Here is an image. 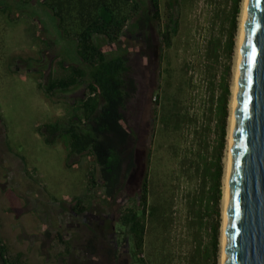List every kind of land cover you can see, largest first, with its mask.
I'll return each instance as SVG.
<instances>
[{
	"label": "trees",
	"instance_id": "16d2710c",
	"mask_svg": "<svg viewBox=\"0 0 264 264\" xmlns=\"http://www.w3.org/2000/svg\"><path fill=\"white\" fill-rule=\"evenodd\" d=\"M203 2L207 16L192 37L186 34L180 63H173L162 50L172 46L179 12L181 27L186 11L198 0H165L164 16L160 0H150V8L145 0L39 2L55 17L64 37L74 42L78 58L77 64L66 66L59 61L64 74L49 75L39 88L49 99L81 86L84 92L71 104L68 117L38 131L49 136L50 143L63 136L70 153L85 159L87 192L74 198L75 215L92 208L97 188L107 202L120 192L124 179L137 175L129 204L119 217L129 264H217L231 70L242 0ZM153 21L162 48L152 94L150 139L138 165V139L123 115L136 92L128 56L120 51L109 57L95 37L115 46L133 22L146 49L156 53V44L150 41ZM97 238L92 231L83 264H120L116 247L106 243L98 250ZM68 248L67 243L65 255H70ZM8 251L0 240L1 264H22L21 252L9 255Z\"/></svg>",
	"mask_w": 264,
	"mask_h": 264
},
{
	"label": "rangeland",
	"instance_id": "374dc122",
	"mask_svg": "<svg viewBox=\"0 0 264 264\" xmlns=\"http://www.w3.org/2000/svg\"><path fill=\"white\" fill-rule=\"evenodd\" d=\"M160 1V12L164 16L165 0ZM203 1L198 0L195 7L186 11L181 27L179 12V27L172 46L162 50L173 63L182 60L180 45L188 37L186 34L192 37L196 25L207 16L208 8ZM39 2L41 0H31L30 4L23 0H0V240L7 245L9 255L22 253V264H83L89 256L85 245L95 231L98 250L110 243L120 252V264H129L125 229L120 227L119 217L129 204L128 197L137 175L124 179L120 192L107 202L102 201V189L97 188L92 208L75 215L71 210L74 198L83 197L87 192L85 159L70 153L63 136L57 135L56 141L50 143L46 141L49 136L38 131L39 127L68 117L71 104L84 92L81 86L57 92L49 99L39 88L38 83L45 82L49 75L64 74L59 61H63V65L78 63L74 42L64 37L55 17ZM145 3L150 8V0ZM243 3L244 0L238 15L232 60L231 97ZM165 22L164 17L162 27ZM132 23L126 26L121 41L115 46L104 42L100 36H96L95 41L109 57L120 51L128 56L136 92L126 103L123 115L127 127L138 139L137 159L138 165H142L150 139L152 94L158 84V51L162 47L155 21L150 41L156 44V53L146 49L142 35ZM229 108L231 113L230 103ZM229 124L228 118L224 175ZM140 172L139 167L137 173ZM222 214L223 196L221 225ZM67 243L70 255H65ZM220 257L221 244L217 264Z\"/></svg>",
	"mask_w": 264,
	"mask_h": 264
},
{
	"label": "water",
	"instance_id": "95a60500",
	"mask_svg": "<svg viewBox=\"0 0 264 264\" xmlns=\"http://www.w3.org/2000/svg\"><path fill=\"white\" fill-rule=\"evenodd\" d=\"M239 61L223 264H264V0H247Z\"/></svg>",
	"mask_w": 264,
	"mask_h": 264
},
{
	"label": "bare ground",
	"instance_id": "6f19581e",
	"mask_svg": "<svg viewBox=\"0 0 264 264\" xmlns=\"http://www.w3.org/2000/svg\"><path fill=\"white\" fill-rule=\"evenodd\" d=\"M246 3L247 0H244L243 3V10H242V15L240 19V25H239V33H238V40H237V60H236V66H235V71H234V82L232 86V97H231V113H230V124H229V129H228V158H227V163H226V170H225V175H224V189H223V220H222V225H221V238H220V244H221V257H220V264H223L224 261V228H225V218H226V207H227V192H228V173H229V160H230V151L232 147V130H233V122H234V110H235V99H236V89H237V76H238V71H239V56H240V51H241V39L243 36V17L246 12Z\"/></svg>",
	"mask_w": 264,
	"mask_h": 264
},
{
	"label": "flooded vegetation",
	"instance_id": "af4514ba",
	"mask_svg": "<svg viewBox=\"0 0 264 264\" xmlns=\"http://www.w3.org/2000/svg\"><path fill=\"white\" fill-rule=\"evenodd\" d=\"M119 255H120V252H119ZM0 264H1V262H0Z\"/></svg>",
	"mask_w": 264,
	"mask_h": 264
},
{
	"label": "crops",
	"instance_id": "0c3cea01",
	"mask_svg": "<svg viewBox=\"0 0 264 264\" xmlns=\"http://www.w3.org/2000/svg\"><path fill=\"white\" fill-rule=\"evenodd\" d=\"M64 66H66V65H64Z\"/></svg>",
	"mask_w": 264,
	"mask_h": 264
}]
</instances>
